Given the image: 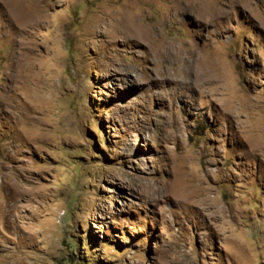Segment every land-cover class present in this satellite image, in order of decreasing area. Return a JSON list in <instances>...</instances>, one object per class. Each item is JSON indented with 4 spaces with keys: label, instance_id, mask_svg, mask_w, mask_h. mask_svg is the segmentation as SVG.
<instances>
[{
    "label": "rangeland",
    "instance_id": "374dc122",
    "mask_svg": "<svg viewBox=\"0 0 264 264\" xmlns=\"http://www.w3.org/2000/svg\"><path fill=\"white\" fill-rule=\"evenodd\" d=\"M0 264H264V0H0Z\"/></svg>",
    "mask_w": 264,
    "mask_h": 264
},
{
    "label": "bare ground",
    "instance_id": "6f19581e",
    "mask_svg": "<svg viewBox=\"0 0 264 264\" xmlns=\"http://www.w3.org/2000/svg\"><path fill=\"white\" fill-rule=\"evenodd\" d=\"M200 18V17H199Z\"/></svg>",
    "mask_w": 264,
    "mask_h": 264
}]
</instances>
